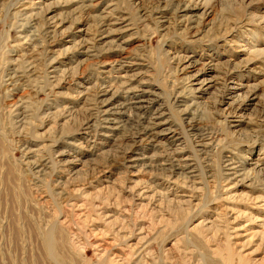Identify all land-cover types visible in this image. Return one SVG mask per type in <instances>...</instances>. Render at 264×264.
Masks as SVG:
<instances>
[{"label": "rangeland", "instance_id": "1", "mask_svg": "<svg viewBox=\"0 0 264 264\" xmlns=\"http://www.w3.org/2000/svg\"><path fill=\"white\" fill-rule=\"evenodd\" d=\"M0 264H264V0H0Z\"/></svg>", "mask_w": 264, "mask_h": 264}, {"label": "bare ground", "instance_id": "2", "mask_svg": "<svg viewBox=\"0 0 264 264\" xmlns=\"http://www.w3.org/2000/svg\"><path fill=\"white\" fill-rule=\"evenodd\" d=\"M38 7H39V5H38ZM48 10V9H47ZM44 14V13H43ZM46 17V16H45ZM47 22V21H46ZM103 26V25H102ZM105 27V26H104ZM48 28H50V31H53V32H56L59 28H60V21L59 22H57V19L55 18V16H52V15H48ZM102 29V28H101ZM113 29V28H112ZM44 31V30H43ZM48 31V30H47ZM79 31V30H78ZM122 31V30H121ZM106 32V31H105ZM104 32V33H105ZM49 36V35H48ZM47 36V37H48ZM185 57V56H184ZM120 58V57H119ZM115 59V58H114ZM188 60V59H187ZM58 61V60H57ZM120 61V60H119ZM52 63V62H51ZM113 63V62H112ZM53 64V63H52ZM116 64V63H115ZM123 64V63H122ZM121 64V65H122ZM193 64V63H192ZM186 66V65H185ZM188 66V65H187ZM31 67H32V65H31ZM49 67L50 68H52L53 69V66L50 64L49 65ZM112 67V66H111ZM51 69V70H52ZM58 69H60V67L58 68ZM116 69V68H115ZM185 70V69H184ZM191 74V73H190ZM131 78V77H130ZM135 78V77H134ZM189 78V77H188ZM123 81V80H122ZM131 81V80H130ZM138 82H139V80H137ZM188 81V80H187ZM186 81V82H187ZM210 81H211V79H205V78H198V76L197 75H193L192 76V78L190 79V92H193V93H200L202 90H207L210 86H211V83H210ZM235 83V82H234ZM101 85V84H100ZM99 85V86H100ZM136 85V84H135ZM108 86V85H107ZM112 86V85H111ZM122 86V85H121ZM137 86H139V85H137ZM132 87V86H131ZM103 90V89H102ZM120 90V89H119ZM145 90H143V89H141V90H139V97L140 98H138V99H136V97L134 98V100H131V101H129V103L127 102V103H125V104H123V103H116V101H114L111 97H109V98H103L104 97V95H105V93H107L108 92V90H105V91H103L102 92V94H101V99L99 100V103H100V106H99V112L101 113L99 116H100V118H99V120H98V123H97V126H96V124H94L93 125V123H91V122H87L86 124H85V129L86 130H89L90 128H92L93 126H96L97 127V131L96 132H98L99 134H101L102 132L103 133H108V132H110V131H112L113 129L112 128H115V126H117V124L120 122V119H119V114H122V112H121V109H123L124 108V106H126V105H130L131 103H135V102H138V100H140L141 99V97H142V94H143V92H144ZM80 93V92H79ZM117 93V92H116ZM235 93V86H231L230 87V92H229V95H228V97L227 98H224V100L222 101V104L224 105V109H229V106L231 105L230 103H228V101H227V99H230L231 97H232V95ZM100 95V94H99ZM93 102H94V100H93ZM92 102V103H93ZM96 103V102H95ZM97 106V105H96ZM239 109V108H238ZM235 110V109H234ZM234 110H232L231 112H227V114H228V117H241L239 114H238V112L237 111H234ZM97 117V116H96ZM92 118V117H91ZM93 119V118H92ZM231 119H234V121H237L236 119H238V118H231ZM89 120V119H88ZM95 121V120H94ZM237 123V122H236ZM235 123V124H236ZM157 125V123L156 122H151L150 123V125L148 126V125H146L145 127H143L141 130H142V134H144L145 136H147V137H154V136H156L159 132H154L153 131V127L154 126H156ZM192 127V126H191ZM194 129V128H193ZM91 131H92V129H90ZM169 130V133H171V132H173V130L172 129H168ZM85 131V130H84ZM87 133V132H86ZM89 133V132H88ZM87 133V134H88ZM191 133H193V132H191ZM196 133V132H195ZM202 133V132H201ZM135 134H136V132H135ZM86 135V134H85ZM195 136V135H194ZM193 136V137H194ZM93 137V136H92ZM94 137H95V135H94ZM199 137V136H198ZM196 138V137H195ZM204 139V138H203ZM204 146V145H203ZM178 150H179V148H174V150H171L170 151V156L172 157V159H171V161H172V166H164V165H160L161 167H160V169L162 170V171H168V174H166V175H168L167 177L169 178V176L170 177H173L175 174H176V172L178 171V170H182V166L180 165V161L182 160L180 157H179V155H178ZM181 150V149H180ZM169 151V150H168ZM40 151L39 150H35L30 156H31V158H33V157H36L37 155H38V153H39ZM61 154V153H60ZM125 156V158H127V156L126 155H124ZM129 157V156H128ZM142 158V157H141ZM141 158H136V157H129V161H130V163H128V165H127V168H132V167H134L135 165L134 164H136L135 162L137 161V160H139V159H141ZM169 159V158H168ZM170 160V159H169ZM34 161V160H33ZM36 161V160H35ZM175 161V162H174ZM232 161V160H231ZM180 162V163H179ZM226 162H227V160H226ZM230 162V161H229ZM228 162V163H229ZM43 164V163H42ZM228 165V164H227ZM147 166H150V164H148ZM35 167H37V165L35 166ZM226 167V166H225ZM227 176H229L228 175V172H231V173H229V174H231V176L233 177V178H235V177H237V176H241V175H238L237 174V172L235 171V169H234V167H232V166H228L227 167ZM41 171V170H40ZM224 172V171H223ZM222 172V173H223ZM241 172V171H240ZM165 173V172H164ZM243 175V174H242ZM230 178V177H229ZM229 178L227 179V181L229 180ZM237 179V178H236ZM231 181V180H230ZM145 184H146V182H145ZM232 186V185H231ZM233 187V186H232ZM145 189H141V191L139 192V194H141L142 196L143 195H145V194H147V192H146V190H149V192H151L152 190H150V188H146V187H144ZM228 188H230V186L228 187ZM232 190V189H231ZM233 191V190H232ZM144 198V197H143ZM76 208H79V207H76ZM77 215H79V216H82V215H84V213H78ZM142 229V227L139 229V235L140 234H142V232L140 231ZM232 230H234V229H232ZM229 236V235H228ZM144 238H145V235H143V236H139L138 238H137V241H136V248H138L139 250H140V253H142L144 250H146V249H148L149 248V242H146L145 240H144ZM172 245H174V242H172V244L169 246V247H171ZM132 245H127L126 247L127 248H130ZM150 250V249H149ZM148 250V251H149ZM124 253V254H123ZM232 254H233V252H232ZM235 254V253H234ZM122 255H126V253L124 252V250H121V249H119V248H117L116 249V251H114L113 252V257H115V258H117V259H121V257H122ZM142 256H144L143 254H141V256H140V258L142 257ZM237 256L238 257H241L242 255H241V253H239L238 252V254H237ZM116 261H118V260H116Z\"/></svg>", "mask_w": 264, "mask_h": 264}]
</instances>
